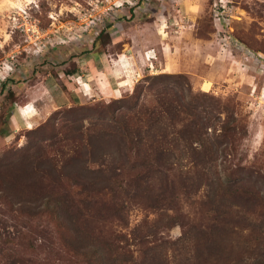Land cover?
<instances>
[{"label":"rangeland","instance_id":"1","mask_svg":"<svg viewBox=\"0 0 264 264\" xmlns=\"http://www.w3.org/2000/svg\"><path fill=\"white\" fill-rule=\"evenodd\" d=\"M149 48L153 55L146 54ZM125 49L134 55L138 72L121 64L130 81L119 82L112 65ZM89 73L101 76L86 86L83 76ZM142 110L154 112L151 117L165 135L158 149L176 155L182 149L215 151V163L205 170L192 163L160 168L166 175L163 206L145 209L149 187L142 182V169L129 164L114 169L122 192L105 189V196L74 177L43 175L41 169L53 164L63 171L72 157L80 170L98 168L90 162L103 152L104 143L95 137L106 130L104 123H111V114L123 113L143 134L148 116ZM128 153L132 159L134 149ZM217 177L228 197L255 205L229 215L239 235L220 236L215 249L207 242L203 259L233 264L236 252L244 258L251 250L259 259L256 248L261 238L264 243V0H0V264H92V249H102V239L111 249L128 244L138 251V260L146 247L176 240L194 224L208 232L215 215L205 205V183ZM227 182L234 187L229 192ZM113 198L124 206L123 220L86 218L87 234L93 236L86 239L87 260L74 251L76 238L66 218L74 211L80 218L96 215L101 201ZM43 199L59 202L65 221L41 208ZM251 221L259 224L256 230L251 231ZM134 229L137 237L130 234ZM197 255L198 249L190 247L167 264H202Z\"/></svg>","mask_w":264,"mask_h":264},{"label":"trees","instance_id":"2","mask_svg":"<svg viewBox=\"0 0 264 264\" xmlns=\"http://www.w3.org/2000/svg\"><path fill=\"white\" fill-rule=\"evenodd\" d=\"M101 34H103V30L100 31L97 36L99 37ZM140 113L144 114V116H148V119H145L146 129L143 131V134L141 133L140 129L134 128V125H132L130 122V118H125L123 113L119 115L114 113L111 114L113 119L111 123H104L106 130L101 132L99 136L97 135L95 137L98 140H102L104 143L103 152L97 154V158L91 159L90 162L91 165H97L98 168H89L88 166H85L80 170L76 165L78 158L72 157L70 158L71 160H69V163L65 164V170L63 169V171L58 172V168L53 164V166H49L48 169H41L43 173L46 172V174L43 175L48 178L61 176V174V177H74L79 183H85L88 185V188L91 192L95 194L102 192V195L105 196L103 192L105 189L109 190L110 192L115 190H120V192H122V188L119 189L118 186H115L116 183L114 182L113 178L116 177L117 174L114 169L116 166L127 168V165L129 164L128 167H131L130 169L136 170V167L142 169V182L146 183V185L149 187L145 197L147 200L146 203H148L145 209L153 210L158 209L160 205L163 206L167 200L166 187L164 185L166 175L160 170V168L163 169L166 165H171L172 163H176V165H181L182 163H192L193 167L199 166L203 168L202 170H205L208 163H215V151L202 152L197 150L186 151L182 149L178 151L180 153L176 155L177 152H169L167 151V148L162 147L158 149L156 144H159V141L165 136L163 133H161L162 128L161 126L159 127V125L153 120L154 118L151 117V115H154V112L142 110ZM154 126L159 127L157 129L158 133L153 132V128H155ZM186 136L187 140L191 138L189 134ZM92 137L94 136L92 135ZM178 137H180V139H186L185 135L179 134ZM195 140H198V142L202 141L199 138H195ZM166 143L167 142H165L163 146ZM132 149H134L135 153L134 157L131 159L128 150L132 151ZM89 150L90 157L92 158L94 151L92 149ZM183 153H185V155ZM193 180L195 179L192 177L186 178V181ZM205 184L207 186L205 205L210 206V211L215 215V217L212 219L213 225L208 228V232H204V230L199 225L194 224L190 226L187 231H182L181 236L176 240L159 241L149 247H146V249L141 251L138 260H135V255L138 253V251H131L128 247V244H125L124 247L119 246L117 248L115 247L114 249H111L109 243L106 244L104 239H102V249L99 250L98 245L97 247H94L92 250H94L96 255L92 254V259H90L89 262L92 264H167L169 257H175L177 255L179 256L186 249L193 247L198 249L197 259L202 264H207L208 260H204L206 258L202 256L210 247L207 242H211L213 244L212 249H215L217 248L216 244L220 243V236H227L228 234L230 238L234 234L238 236L239 232L233 230L236 226L232 225L233 223L230 218L228 219V217L231 214L233 215L234 210L238 209V207H244V205H247L245 208L249 210L255 205V202H251L246 198L244 199V197L239 196L228 197L227 193L224 194L219 188L220 184L223 186L219 177H217L216 181H208ZM227 185L228 188H226V192H229L230 189H234V187L230 185V182H227ZM125 196L129 197V194L126 193ZM134 198L135 195H130L129 202L134 203ZM40 206L41 208H49L53 210V212L57 213L62 221H65V215L67 214H65L59 202H48V200L43 199ZM122 208H124L123 204L120 205V202H117L113 198V200L110 202L101 201V207L97 211L96 215H86L85 217L80 218L74 211V216H68L66 218V220L69 222L67 230L73 233L76 238V244L73 246L74 251L77 252L79 250L82 253V256H85L87 260L89 259L87 256L90 251L87 252L88 243L86 239L93 238V236L91 233L87 234L89 231L87 229V223L90 221L86 220V218L92 219L95 217L98 220L105 221L109 218H115L116 216L118 220H123ZM167 209L173 210V207H168ZM160 221L161 220H159V218L158 221L154 220V225L156 223L159 224ZM244 221H248V218H244ZM172 223L173 218L169 222L170 226ZM170 226H167L166 228ZM249 226L251 231H253V229L256 230V228L259 227V224L251 221ZM84 227L86 228V231H83ZM137 233V229H134L130 234L137 237ZM150 236L154 238L155 233L150 231ZM118 238L120 237H115V239ZM121 238L124 239V237ZM123 241L126 243L128 240L125 238ZM260 243L261 245L259 247L256 248L255 246L257 249L256 251L261 250V254L258 255L259 259H255L253 250H251L250 255L244 258H239L240 253L238 255L236 252V260L233 264H251L252 261L255 262L254 264H264V243L262 242V238ZM236 248L237 247L230 250L234 251ZM243 248L245 249V246ZM105 249L108 250V253L104 252L106 251Z\"/></svg>","mask_w":264,"mask_h":264},{"label":"crops","instance_id":"3","mask_svg":"<svg viewBox=\"0 0 264 264\" xmlns=\"http://www.w3.org/2000/svg\"><path fill=\"white\" fill-rule=\"evenodd\" d=\"M142 46H143V44H142ZM129 48V47H128ZM151 49H154L153 47H151ZM150 48H149V52H147L146 54L147 55H153L154 54V52H150V50H151ZM143 51H144V54H145V50H142V51H140V53L137 55V57H138V61H140V62H142V61H144V57H143ZM117 56H119V58H118V60L116 61L115 60V62L113 61V63H114V65H112L113 67H114V74L116 75V76H119L120 78H121V80L119 81V82H123V81H126V80H128V79H126V77H125V75L123 74V69H122V66H121V64H123L124 65V63L125 64H128L127 66L130 68V71L133 73H135V72H138V69L134 66V55H130V53L128 52V49H125V51L124 52H122V53H120L119 55H117ZM117 73V74H116ZM94 76H98V77H100L101 75H96L95 73H89V74H87V75H85V76H83V77H85L86 79H84L85 81L87 80V82L86 83H84L86 86L88 85H92L91 84V82H93V81H95L94 80ZM118 77V78H119ZM116 81V83H118V81L117 80H115ZM130 80H128V82H129Z\"/></svg>","mask_w":264,"mask_h":264},{"label":"built area","instance_id":"4","mask_svg":"<svg viewBox=\"0 0 264 264\" xmlns=\"http://www.w3.org/2000/svg\"><path fill=\"white\" fill-rule=\"evenodd\" d=\"M26 30H27L28 32H30V31L32 32V31H33V28H27V29L24 28V31H25V32H26ZM149 68H150V67H149ZM151 69H152V68H151ZM150 72H151V71H150Z\"/></svg>","mask_w":264,"mask_h":264}]
</instances>
